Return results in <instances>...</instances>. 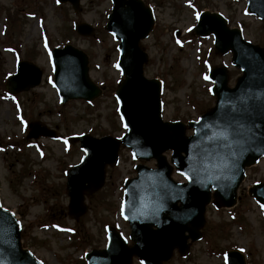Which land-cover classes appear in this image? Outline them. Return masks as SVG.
I'll return each instance as SVG.
<instances>
[{"label": "rangeland", "instance_id": "374dc122", "mask_svg": "<svg viewBox=\"0 0 264 264\" xmlns=\"http://www.w3.org/2000/svg\"><path fill=\"white\" fill-rule=\"evenodd\" d=\"M144 1L155 15L153 30L141 41L148 55L144 71L148 78L162 81L163 118L185 123L197 120L216 102L212 82L205 79L210 70L227 67L230 86L242 74L232 65V53L216 52L212 34L201 37L194 32L197 14L221 13L230 27L240 28L248 41L263 48L264 23L241 0ZM80 3L75 11L70 3L57 0H0V200L20 220L23 245L44 264H83L87 252L105 247L109 225L132 245L130 226L121 211L124 183L136 176L139 163L156 165L155 160H135L131 150L121 145L118 163L106 166L104 186L86 195L84 215L75 220L69 214L66 171L84 154L75 137L83 133L121 137L125 133L115 97L124 80L118 65L119 42L105 30L112 1ZM79 22L92 24L95 36H80L74 28ZM66 44L89 56L90 76L103 89L92 103L60 102L52 50ZM20 60L37 64L43 70L42 82L11 95L5 81L16 72ZM33 121L55 129L57 137L28 138ZM173 177L184 180L175 171ZM263 181L264 158L247 169L238 205L226 209L214 201L209 204L203 237L190 242L187 255L176 249L164 264H226L225 253L230 249L243 252L248 264H264V207L248 192L255 182ZM132 264L141 262L134 257Z\"/></svg>", "mask_w": 264, "mask_h": 264}, {"label": "water", "instance_id": "95a60500", "mask_svg": "<svg viewBox=\"0 0 264 264\" xmlns=\"http://www.w3.org/2000/svg\"><path fill=\"white\" fill-rule=\"evenodd\" d=\"M70 1L75 10L80 0ZM107 29L120 44V65L126 76L117 90L120 112L127 133L120 139L79 137L85 156L81 164L68 172L70 209L74 214L86 210L82 205L84 190L88 193L104 181L105 165L115 163L121 143L130 147L137 158H156V169L138 166V176L125 187L123 211L131 225L135 241L128 246L125 238L109 229L107 247L87 255L88 264H131L134 255L144 264H161L170 259L178 247L188 251V239L200 237L204 212L211 200L212 189L222 204L231 207L237 200V189L244 177L245 166L264 155V50L244 40L238 29H230L220 14L204 13L196 32H213L219 52H234L233 63L241 68V76L234 88L228 86L227 70L214 68L211 78L217 95L216 106L205 113L194 127L193 136H185V124L165 122L161 117V84L144 75L147 54L140 40L148 36L154 24L149 7L142 0H112ZM251 13L264 20V0H247ZM82 35L94 34L88 23L76 26ZM55 83L63 102L83 98L92 101L102 90L89 76L86 53L72 45L54 50ZM42 70L35 64L22 61L18 73L8 80L12 93L39 85ZM30 137L40 134L55 136L54 131L30 125ZM173 150L172 162L188 178V183L175 182L172 166L163 153ZM250 193L264 204V183L256 184ZM178 202L181 205H178ZM188 233V234H187ZM228 264H246L239 251L227 253ZM0 264H42L27 249L22 248L21 226L11 211L0 204Z\"/></svg>", "mask_w": 264, "mask_h": 264}, {"label": "snow or ice", "instance_id": "6c2138e0", "mask_svg": "<svg viewBox=\"0 0 264 264\" xmlns=\"http://www.w3.org/2000/svg\"><path fill=\"white\" fill-rule=\"evenodd\" d=\"M197 19H199V14H197ZM205 79H208V77H205ZM261 107L264 108V105H262ZM262 207H264V205H262Z\"/></svg>", "mask_w": 264, "mask_h": 264}]
</instances>
